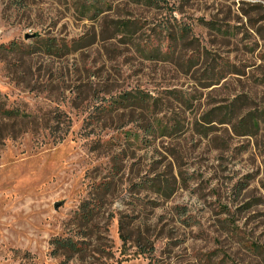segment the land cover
Here are the masks:
<instances>
[{
  "label": "rangeland",
  "instance_id": "374dc122",
  "mask_svg": "<svg viewBox=\"0 0 264 264\" xmlns=\"http://www.w3.org/2000/svg\"><path fill=\"white\" fill-rule=\"evenodd\" d=\"M4 109L0 264H264V0H0Z\"/></svg>",
  "mask_w": 264,
  "mask_h": 264
},
{
  "label": "trees",
  "instance_id": "16d2710c",
  "mask_svg": "<svg viewBox=\"0 0 264 264\" xmlns=\"http://www.w3.org/2000/svg\"><path fill=\"white\" fill-rule=\"evenodd\" d=\"M19 112L15 111V110H11V109H4L2 111H0V116L2 118H6V119H15V118H22L24 119L28 114L26 113H21L19 114ZM97 203L94 201L93 202H84L81 204L80 206V210L78 212H76L75 214V218L77 221H83L84 223H89L92 220V217L95 215V213L97 212ZM122 227V223H120V228ZM62 239V240H58L59 243L65 248L68 249V251H72L74 252H80L82 250H85L87 247V243L83 240H77V239ZM64 240H68L67 242H64Z\"/></svg>",
  "mask_w": 264,
  "mask_h": 264
},
{
  "label": "water",
  "instance_id": "95a60500",
  "mask_svg": "<svg viewBox=\"0 0 264 264\" xmlns=\"http://www.w3.org/2000/svg\"><path fill=\"white\" fill-rule=\"evenodd\" d=\"M30 36H32V35H30Z\"/></svg>",
  "mask_w": 264,
  "mask_h": 264
}]
</instances>
